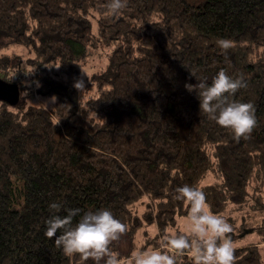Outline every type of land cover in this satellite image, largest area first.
I'll use <instances>...</instances> for the list:
<instances>
[{
    "label": "trees",
    "instance_id": "1",
    "mask_svg": "<svg viewBox=\"0 0 264 264\" xmlns=\"http://www.w3.org/2000/svg\"><path fill=\"white\" fill-rule=\"evenodd\" d=\"M106 2L0 0V50H28L0 53V79L20 91L16 105L0 102V264H93L46 236L54 201L60 215L110 209L125 225L111 245L123 257L118 242L134 250L145 226L162 237L177 227L189 206L173 196L184 184L199 186L218 215L248 203L258 223L227 234L233 264H264V0H128L116 16ZM104 49L105 67L89 78L97 95L86 99L75 84ZM221 69L244 76L235 99L255 106L257 123L239 140L186 87ZM33 86L55 99L51 109L26 104ZM245 229L255 241L238 246ZM177 264H193L191 255Z\"/></svg>",
    "mask_w": 264,
    "mask_h": 264
},
{
    "label": "clouds",
    "instance_id": "2",
    "mask_svg": "<svg viewBox=\"0 0 264 264\" xmlns=\"http://www.w3.org/2000/svg\"><path fill=\"white\" fill-rule=\"evenodd\" d=\"M127 7L128 0H107L105 10L116 16ZM216 43L222 51L232 46V41L223 37ZM246 86L243 75L232 76L224 69L215 74L211 83L204 77L186 85L190 91L195 90L199 111L231 130L237 140L251 133L257 123L254 104L235 99L237 91ZM75 87L84 89L83 81H77ZM173 198L189 206L181 219V230L163 236L159 247L137 248L127 258L111 247L125 232V225L108 208H67L66 215H60L62 205L51 202L49 208L55 211L45 220V234L55 236L54 243L64 255L79 254L82 262L92 258L94 264H177L185 252L191 255L193 264H233V242L227 235L232 225L211 210L205 192L199 186L184 184L174 190Z\"/></svg>",
    "mask_w": 264,
    "mask_h": 264
},
{
    "label": "rangeland",
    "instance_id": "3",
    "mask_svg": "<svg viewBox=\"0 0 264 264\" xmlns=\"http://www.w3.org/2000/svg\"><path fill=\"white\" fill-rule=\"evenodd\" d=\"M92 15H94V14L92 13ZM91 20L93 23V28L95 29V21H94L95 19L91 18ZM27 51L28 50L26 48H23V47L9 46L6 49L0 50V53H7V54L17 53V54L22 55L23 57L25 56V58H26V57H28ZM106 52H107V50L104 49V50H99L98 52L94 51L93 53H91V55L88 59V62L86 63V66L83 68V71H82V73L78 79V81L82 80L84 83V89H81V90H82V92H84L86 99L95 97L97 95V88H96V86L90 85L89 78L95 71L105 67V65L107 63ZM22 95L24 96V98H26V96H30L28 90L26 92H23ZM32 96H33L32 98H26L25 99L26 104L41 105L47 109H51L53 107V104L55 101V100H53L54 98L52 99V97L49 98V97H44V96L39 95L37 93V87L36 86L32 87ZM214 181L215 180H214L213 176L209 175L207 177L208 183H213ZM247 204H246V206L239 207V208L231 207L224 215V217H227L228 219L230 218L232 223H234V224L231 223V225H233V227H232L233 234L238 233L237 227H235V226H241L242 220H245L248 218L249 223L253 224V222L255 221V218L253 220H251V216L249 217V215L253 214L257 218L258 213H254L253 211H251L249 205H247ZM144 209H145L144 204H138L136 206V210L139 213H142L144 211ZM181 219L182 218L177 219L178 225L176 228L169 230L170 233L175 232L176 229H178L179 231L181 230V228H182ZM255 223H258V222L257 221L254 222L253 225H255ZM242 234H247V235L245 236V238H243L241 240V242H239L236 245L239 246V245H243V244L255 241V237L253 235H249L250 233H249L248 229H245L244 233H242ZM234 236H236V235H234ZM233 239H237V238L234 237ZM154 241H157L159 246H160L162 244V236H159L157 228L155 225L145 226L142 229V231H140L136 235V237L134 239V244H136V246H137L135 249L141 248L145 243L148 244V242H154ZM150 247L151 246L149 245L147 248H150ZM127 248H128L127 243L125 244L124 242H118V250L123 254L124 258H127L131 254V252L133 251V250H129ZM260 251H261L260 253H261L262 259L264 261V247L261 248ZM89 260L92 261L94 264V261L92 260V258H89Z\"/></svg>",
    "mask_w": 264,
    "mask_h": 264
},
{
    "label": "water",
    "instance_id": "4",
    "mask_svg": "<svg viewBox=\"0 0 264 264\" xmlns=\"http://www.w3.org/2000/svg\"><path fill=\"white\" fill-rule=\"evenodd\" d=\"M19 100L20 91L18 86L0 79V102L14 106Z\"/></svg>",
    "mask_w": 264,
    "mask_h": 264
}]
</instances>
